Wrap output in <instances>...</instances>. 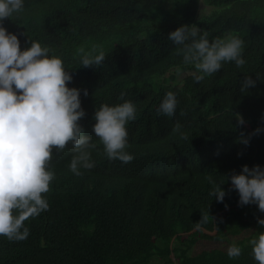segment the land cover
Instances as JSON below:
<instances>
[{
    "label": "trees",
    "instance_id": "obj_1",
    "mask_svg": "<svg viewBox=\"0 0 264 264\" xmlns=\"http://www.w3.org/2000/svg\"><path fill=\"white\" fill-rule=\"evenodd\" d=\"M201 2L209 12L199 14ZM183 24L198 25L210 39L241 36L247 63L225 62L196 81L199 70L168 38ZM4 26L18 34L22 50L34 39L62 56L73 75L69 86L82 90L79 122L97 147L95 167L83 175L69 168L71 143L54 150L56 177L44 194L50 208L25 221L27 239L0 236V264H259L249 241L264 232L257 219L264 212L240 205L230 176L245 164L264 166V130L255 131L264 129V0H26ZM97 43L105 61L81 65L78 48ZM246 75L256 84L242 90ZM169 90L179 100L173 117L157 111ZM128 99L137 105L127 148L135 158L124 163L107 156L93 125L103 103ZM208 175L224 183L223 202L210 195ZM204 213L207 230H196ZM235 237H242L238 257L227 248H197L201 240L225 245Z\"/></svg>",
    "mask_w": 264,
    "mask_h": 264
},
{
    "label": "clouds",
    "instance_id": "obj_2",
    "mask_svg": "<svg viewBox=\"0 0 264 264\" xmlns=\"http://www.w3.org/2000/svg\"><path fill=\"white\" fill-rule=\"evenodd\" d=\"M25 3L26 0H0V236L9 240L27 239L31 229L25 221L50 208L44 194L50 191L56 177L50 166L54 150L62 151L71 143L75 154L69 168L74 174L83 175V170L95 167L92 150L97 147L79 122L86 115L82 90L69 86L73 75L62 56L50 54L49 46L34 39L30 47L22 50L18 34L4 26L5 18L22 12ZM168 38L178 46L176 51L182 53L184 63L194 64L199 70L194 73L196 81L216 73L225 62H235L237 66L247 63L243 55L245 40L231 32L210 39L207 30L196 24H183L171 31ZM77 55L81 65L99 66L107 54L103 45L97 43L91 48L80 46ZM255 84L256 80L246 75L241 87L247 90ZM83 93L87 95L88 90L83 89ZM124 96L122 92L121 98ZM178 105L177 93L169 90L157 111L173 117ZM236 117L239 124L245 123L242 114L237 113ZM136 118L137 105L130 99L116 104L105 102L96 109L93 129L110 159L124 163L134 160V154L127 150L128 123ZM181 128L177 121L173 131L179 132ZM240 139L249 143L248 136L242 135ZM207 179L212 184L210 195L223 202L228 194L222 187L224 183L212 175ZM230 179L232 187L238 190L241 206L257 204L264 212V166L245 164L240 172L233 171ZM209 215L202 214L194 228L206 231ZM257 219L264 225V218ZM249 243L254 258L264 264V232L253 236ZM242 251L237 243L228 247L230 257H238Z\"/></svg>",
    "mask_w": 264,
    "mask_h": 264
},
{
    "label": "rangeland",
    "instance_id": "obj_3",
    "mask_svg": "<svg viewBox=\"0 0 264 264\" xmlns=\"http://www.w3.org/2000/svg\"><path fill=\"white\" fill-rule=\"evenodd\" d=\"M200 11H199V14H202V13H207V12H209L210 11V8L209 7H206L202 2H201V4H200ZM184 77V75L183 74H180L179 76H178V79L179 80H181L182 78ZM249 234H245V235H243L242 237H246V236H248ZM242 237H235V238H232L231 239V243L230 244H225V245H221V244H218V243H216V242H206V241H203V240H201V241H199L198 242V244H197V248L198 249H203V248H209V249H212V248H217V247H221V248H227L228 249V247L232 244V243H236V241H238L240 238H242Z\"/></svg>",
    "mask_w": 264,
    "mask_h": 264
}]
</instances>
